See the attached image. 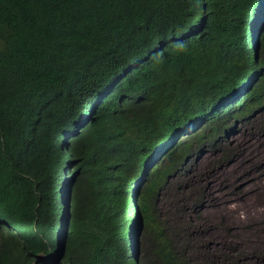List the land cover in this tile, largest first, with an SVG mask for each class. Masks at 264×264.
Segmentation results:
<instances>
[{"label":"trees","instance_id":"trees-1","mask_svg":"<svg viewBox=\"0 0 264 264\" xmlns=\"http://www.w3.org/2000/svg\"><path fill=\"white\" fill-rule=\"evenodd\" d=\"M263 114L264 0H0V264H208L160 199Z\"/></svg>","mask_w":264,"mask_h":264},{"label":"rangeland","instance_id":"rangeland-1","mask_svg":"<svg viewBox=\"0 0 264 264\" xmlns=\"http://www.w3.org/2000/svg\"><path fill=\"white\" fill-rule=\"evenodd\" d=\"M262 118L239 125L220 150L192 161L180 180L179 199L173 191L160 199L161 219L169 223L178 219L174 199L188 200L187 187L202 190L204 206L185 212V222L206 247L208 264H264V130L257 124ZM225 151L227 163L219 160Z\"/></svg>","mask_w":264,"mask_h":264}]
</instances>
